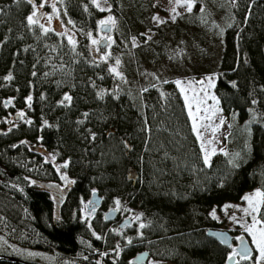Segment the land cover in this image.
I'll return each instance as SVG.
<instances>
[{"label":"trees","instance_id":"16d2710c","mask_svg":"<svg viewBox=\"0 0 264 264\" xmlns=\"http://www.w3.org/2000/svg\"><path fill=\"white\" fill-rule=\"evenodd\" d=\"M45 1L40 7L42 0H0V118L25 112L23 121L0 135V195L8 198L0 201V215L14 226L29 225L36 240L24 246L73 259L83 255V263L98 264V254L87 253L79 241L88 231L79 218L81 202L97 192L102 204L119 200L143 222L133 251L172 264H227L232 248L206 234L219 229L210 213L253 188L264 190V0H233L221 10L227 26L215 91L230 133L225 152L209 164L171 80L138 89L134 80L110 71L117 56L105 61L92 54L90 43L104 14L92 0ZM109 1L121 18L114 50L126 54L131 38L144 41L142 33L150 28L165 41L162 30L168 26L147 22L153 1ZM35 8L53 26L38 19L29 25L26 18ZM143 46L134 50L136 57ZM156 48L147 46L148 61ZM66 94L71 101L61 103ZM40 153L70 166L73 180L61 221H54V201L40 186L58 176ZM22 211L29 217L23 223ZM107 224L95 227L103 234ZM92 245L116 247L103 239ZM102 263L114 264L108 257Z\"/></svg>","mask_w":264,"mask_h":264},{"label":"rangeland","instance_id":"374dc122","mask_svg":"<svg viewBox=\"0 0 264 264\" xmlns=\"http://www.w3.org/2000/svg\"><path fill=\"white\" fill-rule=\"evenodd\" d=\"M150 1H153V12L148 17L147 22L151 27L155 28L168 26L162 30L165 34V41L161 42L156 36L157 32L150 28L142 33L144 41L135 37L134 43V37L131 38V46L127 48L126 54L114 50L112 48L113 46L120 45L114 31L120 24L121 18L111 11L112 6L109 0L106 3L104 0H97L100 7H97L93 3L95 8L99 11H101V8L104 9L101 11L104 13L101 20L107 21L109 17H112L114 23H109L112 27L109 33H102L100 31L101 24L99 23L98 31L93 39L100 40L103 36H109L111 37V41H108V46L104 49L100 48L99 45L90 43L91 52L99 59H101V56L105 52L110 54L108 56L110 59L117 56V59L120 60V64L118 66L116 65L117 71L125 80H134L137 83L138 89L158 86L171 80L177 86L184 101L185 96L188 97V101H185L186 108L188 112L191 111L192 120L195 117V124L197 126L195 134L199 137L200 144L203 150H205V153L220 152L226 149L225 136H228L230 133L229 124L220 107L219 99L215 91L218 66L224 51L223 31L227 26L221 10L225 9L224 7L233 0H190L192 4L191 11L187 7L188 0H180V5L183 6L177 5L176 0H172L171 3L169 0H146V2ZM44 2L46 1L42 0L41 4ZM48 2L50 3V0ZM149 8V5L146 4V12H149ZM173 8H175V12L171 11ZM34 11L36 12V19L40 22L50 21L53 26L52 19L49 20L48 16L42 17L40 13L41 9L35 8ZM154 16H158L166 22L158 23L153 20ZM173 16H175L174 20L172 18ZM142 43L145 45L143 46L145 48L136 57L134 50L142 45ZM152 43L157 47L155 49L156 55L153 54L154 57L148 61L147 46L152 45ZM202 54L207 57L208 60L206 59V62L201 60ZM130 62L135 63L136 67L133 68ZM209 77H211V80L208 79ZM199 79H202V83L197 82ZM176 81H180V85H177ZM212 97H215V99ZM189 105L191 108H189ZM197 108H199V111H197ZM21 112L24 115L22 117L20 116L19 120H15L13 117ZM24 116V110L16 109L14 111H8L4 117L0 118V128L4 129V131L10 130L23 121ZM221 120H223V124L220 123ZM40 156L51 164L58 176L57 182L47 181L46 183L51 186H60L62 191H65L73 180L69 173L70 166L68 163L67 167H64L63 165L65 163L57 164L54 159H50L47 153H40ZM33 167L36 170L40 169L39 166ZM29 181L30 184H33L32 178H29ZM258 190L264 192L262 187L253 188L244 193L239 201L226 204L221 208H214L210 213L211 217L216 221L219 230L229 231L234 237L232 253L230 255H233L235 248L243 240L251 245L253 253L247 259H243L239 253L235 252L236 264H264V259L260 257L259 250L253 242L252 235L247 231L254 223L253 216L260 221V223L256 224L255 230L264 227V219L261 216L264 214V204L260 206L257 213H251V209H249L250 214H246L243 211V209L249 208L248 202L243 197L246 195H254ZM49 193L54 201L53 219L55 222L61 221L65 197L55 196L51 191ZM90 198L91 195L82 201L80 205L79 218L86 224L88 229L86 235L79 238L80 243L88 251L87 253L96 252L98 254L95 259L98 264H103L102 260L104 257H108L114 264H133V260L140 251H133L134 249L130 248L136 246L138 230L141 231L140 225L143 222L140 218L137 219L138 215L135 211L127 212L123 210L121 203L119 205H116V203L113 205L102 204L95 215H93L89 210ZM7 200L8 198L6 196L0 195L1 202H6ZM229 205L230 207H226ZM110 208H118V219L113 223H108L103 234H101L100 230L95 227V224L98 227L101 225V221H104L103 215ZM213 212L215 213V218ZM21 214L23 215L21 216L23 219L21 223H23L29 217L23 211ZM130 217L134 221L132 227H126L119 234H116L117 225L124 219ZM27 226L29 225H25V228H22L20 225L14 226L6 217L0 215V255L34 264H85L83 260L86 259V256L84 257L83 255H79L76 259H73L51 249L40 250L24 246L23 243L26 240H36L30 236ZM97 237L103 239L104 243H115L116 247L108 250L96 248L92 245V240L97 239ZM143 264L172 263L150 257Z\"/></svg>","mask_w":264,"mask_h":264},{"label":"snow or ice","instance_id":"6c2138e0","mask_svg":"<svg viewBox=\"0 0 264 264\" xmlns=\"http://www.w3.org/2000/svg\"><path fill=\"white\" fill-rule=\"evenodd\" d=\"M104 2L106 3L107 0H104ZM169 2L171 3L172 0H169ZM28 3H30V4L33 3V0H28ZM92 3L96 4L97 7H100L99 3H97V0H92ZM176 3H177V5H180V0H176ZM43 6H44L43 4L40 5V7H43ZM154 6H155V5H154ZM180 6H183V5H180ZM187 7H188V10L191 11L192 4H191L190 0H188ZM53 9L55 10V5H53ZM103 10H104V9L101 8V11H103ZM171 11H172V12H175V8H173ZM35 17H36V12L34 11L31 15H29V16L26 18V19H27V23H28L29 25L37 24V23H38V20H37ZM172 18H173V20H174V19H175V16H173ZM49 20H51V17H49ZM153 20L156 21V22H158V23H165V22H166V21L161 20L158 16H154V17H153ZM99 23H100L101 25H106V24H109V23H114V21H113L112 17H109L107 21H105V20H101ZM39 26H40V28L43 29L45 32L49 31V29L46 28L45 25L40 24ZM106 31H111V29L108 28V29H106ZM89 35H91V33H89ZM135 39H136V38L134 37V38H133V42H134V43H135ZM148 39H150V37H148ZM102 40L111 41V37H109V36H103V37H101L100 40L92 39V40H91V43H92L93 45H99V44L101 43ZM68 43H69L70 45H72L73 47H75L76 41H75L71 36H69V37H68ZM107 46H108V45H106V47H107ZM109 55H110L109 53L105 52L104 55L101 56V59L107 61ZM115 64L118 66V65L120 64V60H119V59H116ZM110 71H111L112 73L116 74L117 76H121V74L117 71V67H111V68H110ZM11 78H12L11 75H9L8 77H6V79H9V80H10ZM121 78H122V77H121ZM208 79L211 80V77H209ZM176 83H177V85H180L181 82H180V81H176ZM201 83H202V82H201ZM181 91H183V89H181ZM100 95H103V93H101ZM212 98L215 99V97H212ZM31 99H32L31 96H29V97L27 98V100H28V102H29V106H30ZM64 101H69V102H70V101H71V97L68 96V95L66 94V95L64 96V98H63V101H61V103H63ZM185 101H186V102L188 101V97H187V96H185ZM7 103H10V101L7 102ZM189 108H191L190 105H189ZM197 111H199V108H197ZM18 115L22 117L24 114L21 112V113H18ZM189 115H190V116L192 115L191 111L189 112ZM85 116H87V113H85ZM193 120H194V123H193V130H194V131H197V126H196V124H195V117H193ZM27 123H31V121H27ZM220 123L223 124V120H221ZM45 125H47V121H45ZM93 138H94V136H93ZM125 146L127 147V145H125ZM207 162H208V159H207V156H206V157H205V163H207ZM63 166H64V167H67V163H65ZM243 199H244L245 201H247V202H248V205H249V208H245V209H243V211H244L246 214H250V213H249V209H251V213H257V212L259 211V209H260V206H261L262 204H264V192H261V191L258 190V191L255 192L254 195H246L245 197H243ZM90 203H91V202H90ZM115 203H116V205H119V204H120V201H119V200H116ZM226 207H230V205H229V206H226ZM93 210H94V208H93ZM213 216H214V218H215V213H214V212H213ZM138 218H139V217H137V219H138ZM253 221H254V223H253L252 227L248 228L247 231L252 235V237H253V242L256 244V247H257V249L259 250L260 257H261L262 259H264V227H261L260 229L255 230V226H256V224L260 223V221L257 220L255 216H253ZM140 227L143 228L144 225L141 224ZM99 238H100V237H97V239H99ZM221 239H222L225 243L227 242V237L224 236L223 234H221ZM129 243H131V241H129ZM242 251H243V253H244V254L242 255V258H243V259H247V258H248V250H247V249H243ZM235 255H236V253L234 252L233 255H230V256L228 257V259H229V260H232L233 257H234Z\"/></svg>","mask_w":264,"mask_h":264},{"label":"water","instance_id":"95a60500","mask_svg":"<svg viewBox=\"0 0 264 264\" xmlns=\"http://www.w3.org/2000/svg\"><path fill=\"white\" fill-rule=\"evenodd\" d=\"M110 28L111 29V25L110 24H106V25H101L100 26V31L102 33H109L110 31H106V29ZM106 45H108V41L106 40H102L101 43L99 44L100 47L104 48L106 47ZM202 79H199L197 82H201ZM15 120H19L20 116L17 114L13 117ZM4 132V130L2 128H0V135ZM45 189H49V186L44 185L43 186ZM94 206L99 207L101 206L102 203V199L100 196H98L97 192H92L91 198L89 200ZM119 215V210L117 208H110L109 210H107L105 212V214L103 215V220L107 223L110 222H114L117 220ZM133 222V218H126L123 221H121L118 225H117V232H120L122 229L130 226ZM206 234L215 239L217 242H219L220 244L226 246V247H231L233 244V236L229 231H223V230H219V229H209ZM221 234H223L224 236L227 237V242L225 243L222 239H221ZM243 249H247L248 250V256L252 254V248L251 245L243 240L241 241V243L239 244V246L236 248L235 252L239 253L241 256L244 254L243 253ZM148 253L147 252H141L139 253L136 258L134 259V262L136 264H141L144 263L148 260ZM0 262H7L10 264H34V263H27L24 262L22 260L13 258V257H0ZM235 263V257H233L232 260H228L227 264H234Z\"/></svg>","mask_w":264,"mask_h":264},{"label":"flooded vegetation","instance_id":"af4514ba","mask_svg":"<svg viewBox=\"0 0 264 264\" xmlns=\"http://www.w3.org/2000/svg\"><path fill=\"white\" fill-rule=\"evenodd\" d=\"M53 182H57V181H53ZM44 185H46V186H49V189H47L46 188V190L48 191V192H52L53 193V195H55V196H63V197H66V195L68 194V191H69V187H70V185H71V183L68 185V188H66L65 189V191H62V189H61V187L60 186H51V185H49V184H47V183H42V184H40V186L41 187H43ZM44 188V187H43ZM45 189V188H44ZM51 198H52V196H51ZM53 200V199H52ZM101 205H102V203H101ZM101 206H99V207H96V206H94L92 203H90V206H89V210L93 213V215H95V213L98 211V208H100ZM93 208H94V210H93ZM233 241H234V237H233ZM240 244V243H239ZM252 251H253V249H252ZM253 253V252H252ZM252 255V254H251ZM251 255H249L248 257H250ZM133 264H136L135 262H134V260H133ZM141 264H143V263H141Z\"/></svg>","mask_w":264,"mask_h":264},{"label":"crops","instance_id":"0c3cea01","mask_svg":"<svg viewBox=\"0 0 264 264\" xmlns=\"http://www.w3.org/2000/svg\"><path fill=\"white\" fill-rule=\"evenodd\" d=\"M185 102V101H184ZM185 105H186V103H185ZM188 112V111H187ZM188 115H189V112H188ZM189 117H190V120H191V123H192V127H193V120H192V118H191V116L189 115ZM194 131V130H193ZM194 133H195V131H194ZM196 135V134H195ZM196 137H197V139H198V142H199V145H200V148H201V151H202V156H203V160H204V162H205V157L207 156V159H208V164H209V162H210V159H211V157L213 156V155H215V154H217V153H224L225 152V150L226 149H224V150H222V151H220V152H215V153H210V154H208V153H205V150H203V148H202V145L200 144L201 143V141H200V139H199V137L196 135ZM226 138H227V136H225ZM225 137H224V139H225ZM223 139V140H224ZM207 163H205V164H207Z\"/></svg>","mask_w":264,"mask_h":264}]
</instances>
